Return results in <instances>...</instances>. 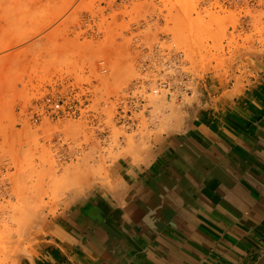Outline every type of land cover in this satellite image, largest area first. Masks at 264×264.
<instances>
[{"label":"rangeland","instance_id":"1","mask_svg":"<svg viewBox=\"0 0 264 264\" xmlns=\"http://www.w3.org/2000/svg\"><path fill=\"white\" fill-rule=\"evenodd\" d=\"M179 53L170 72L188 93H148L123 126L144 63ZM262 59L264 0H0V264H35L62 202L105 190L119 158L147 163L155 136L211 96L239 94ZM46 96L76 114L35 120Z\"/></svg>","mask_w":264,"mask_h":264},{"label":"crops","instance_id":"2","mask_svg":"<svg viewBox=\"0 0 264 264\" xmlns=\"http://www.w3.org/2000/svg\"><path fill=\"white\" fill-rule=\"evenodd\" d=\"M221 96L155 136L147 163L119 158L105 190L62 202L35 264H254L264 252V59L239 94Z\"/></svg>","mask_w":264,"mask_h":264},{"label":"built area","instance_id":"3","mask_svg":"<svg viewBox=\"0 0 264 264\" xmlns=\"http://www.w3.org/2000/svg\"><path fill=\"white\" fill-rule=\"evenodd\" d=\"M182 53L168 57L164 54L157 64L146 61L143 65V76L136 80L132 86L127 90L126 96L121 101V106L118 108L119 122L126 128H130L135 124L137 119H133L135 113H138L142 106L148 101L146 95L148 93H157L166 95L168 98L178 97L183 99V96L188 93L186 86L187 78L182 75H174V73L167 72L169 68H177L175 66L181 59ZM171 63V66H170ZM158 66V67H156ZM170 66V67H169ZM161 74L158 78L155 75ZM177 77V82H174ZM156 84L155 88L152 86ZM41 105V106H40ZM77 104L65 98L55 99L51 96H46L42 99L41 104H37L34 108L33 115L35 120L45 114L50 117L59 116L60 114H76ZM139 108V109H138Z\"/></svg>","mask_w":264,"mask_h":264},{"label":"bare ground","instance_id":"4","mask_svg":"<svg viewBox=\"0 0 264 264\" xmlns=\"http://www.w3.org/2000/svg\"><path fill=\"white\" fill-rule=\"evenodd\" d=\"M170 66H171V63H170ZM169 66V67H170ZM173 68L171 67V68H169L168 70H166L167 72H170V70H172ZM159 76H161V74H157V75H155V77L156 78H158ZM139 78H141V76L140 77H138V78H136L137 80L139 79ZM156 87V84H154L153 86H152V88H155ZM151 95H154V96H158V95H160V94H157V93H151ZM182 126V125H181ZM136 152V151H135ZM142 159V158H141ZM140 159V160H141ZM144 159V158H143Z\"/></svg>","mask_w":264,"mask_h":264},{"label":"water","instance_id":"5","mask_svg":"<svg viewBox=\"0 0 264 264\" xmlns=\"http://www.w3.org/2000/svg\"><path fill=\"white\" fill-rule=\"evenodd\" d=\"M254 264H264V252L261 254V256L255 261Z\"/></svg>","mask_w":264,"mask_h":264}]
</instances>
